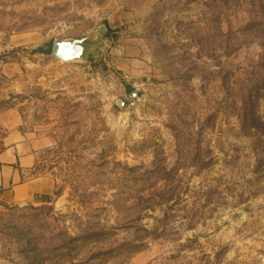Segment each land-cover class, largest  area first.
I'll return each instance as SVG.
<instances>
[{
    "label": "rangeland",
    "instance_id": "1",
    "mask_svg": "<svg viewBox=\"0 0 264 264\" xmlns=\"http://www.w3.org/2000/svg\"><path fill=\"white\" fill-rule=\"evenodd\" d=\"M7 109L54 187L0 264H264V0H0V150Z\"/></svg>",
    "mask_w": 264,
    "mask_h": 264
},
{
    "label": "crops",
    "instance_id": "2",
    "mask_svg": "<svg viewBox=\"0 0 264 264\" xmlns=\"http://www.w3.org/2000/svg\"><path fill=\"white\" fill-rule=\"evenodd\" d=\"M5 133L0 150V202L7 205L40 203L51 194L54 181L37 171L40 154L54 145L46 134H35L21 127L19 113H1Z\"/></svg>",
    "mask_w": 264,
    "mask_h": 264
},
{
    "label": "water",
    "instance_id": "3",
    "mask_svg": "<svg viewBox=\"0 0 264 264\" xmlns=\"http://www.w3.org/2000/svg\"><path fill=\"white\" fill-rule=\"evenodd\" d=\"M87 37L72 40H54L50 45V55L54 59L61 61H73L82 57L85 50V41ZM136 90L128 94V106H132L133 98L136 95ZM117 105H123V101L118 100Z\"/></svg>",
    "mask_w": 264,
    "mask_h": 264
},
{
    "label": "trees",
    "instance_id": "4",
    "mask_svg": "<svg viewBox=\"0 0 264 264\" xmlns=\"http://www.w3.org/2000/svg\"><path fill=\"white\" fill-rule=\"evenodd\" d=\"M51 45V44H50ZM41 49V47H37L36 49H35V51H39ZM43 53H50V49H48L47 51H45V52H43Z\"/></svg>",
    "mask_w": 264,
    "mask_h": 264
}]
</instances>
